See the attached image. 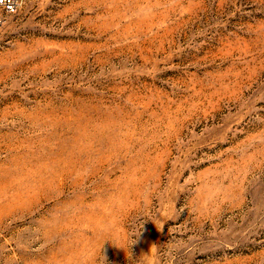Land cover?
<instances>
[{"label":"rangeland","instance_id":"374dc122","mask_svg":"<svg viewBox=\"0 0 264 264\" xmlns=\"http://www.w3.org/2000/svg\"><path fill=\"white\" fill-rule=\"evenodd\" d=\"M0 264H264V0H24Z\"/></svg>","mask_w":264,"mask_h":264},{"label":"built area","instance_id":"2783aa9c","mask_svg":"<svg viewBox=\"0 0 264 264\" xmlns=\"http://www.w3.org/2000/svg\"><path fill=\"white\" fill-rule=\"evenodd\" d=\"M24 0H0V25L13 14L18 13Z\"/></svg>","mask_w":264,"mask_h":264}]
</instances>
